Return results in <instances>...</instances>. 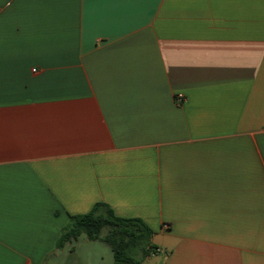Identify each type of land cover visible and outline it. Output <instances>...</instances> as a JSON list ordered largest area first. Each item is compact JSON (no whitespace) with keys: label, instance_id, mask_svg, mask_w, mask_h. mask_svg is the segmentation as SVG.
Returning <instances> with one entry per match:
<instances>
[{"label":"crops","instance_id":"crops-1","mask_svg":"<svg viewBox=\"0 0 264 264\" xmlns=\"http://www.w3.org/2000/svg\"><path fill=\"white\" fill-rule=\"evenodd\" d=\"M97 203L144 264H264V0H0V264Z\"/></svg>","mask_w":264,"mask_h":264},{"label":"trees","instance_id":"trees-1","mask_svg":"<svg viewBox=\"0 0 264 264\" xmlns=\"http://www.w3.org/2000/svg\"><path fill=\"white\" fill-rule=\"evenodd\" d=\"M82 236L108 245L115 264H144L157 251L154 232L143 220L119 217L104 203H97L89 213L71 215L56 242V250L78 242Z\"/></svg>","mask_w":264,"mask_h":264},{"label":"rangeland","instance_id":"rangeland-1","mask_svg":"<svg viewBox=\"0 0 264 264\" xmlns=\"http://www.w3.org/2000/svg\"><path fill=\"white\" fill-rule=\"evenodd\" d=\"M75 247V249H73ZM153 260L146 264H157ZM45 264H115L111 248L101 242L89 241L82 236L78 242L66 245V247L46 258Z\"/></svg>","mask_w":264,"mask_h":264},{"label":"built area","instance_id":"built-area-1","mask_svg":"<svg viewBox=\"0 0 264 264\" xmlns=\"http://www.w3.org/2000/svg\"><path fill=\"white\" fill-rule=\"evenodd\" d=\"M179 103H181L183 101V96L182 95H179L176 99ZM167 226L164 225V228H166Z\"/></svg>","mask_w":264,"mask_h":264}]
</instances>
